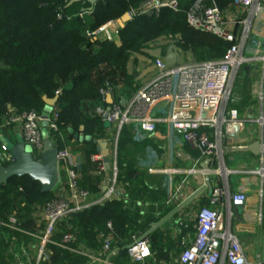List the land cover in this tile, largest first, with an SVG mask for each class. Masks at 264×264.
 I'll list each match as a JSON object with an SVG mask.
<instances>
[{"label":"built area","instance_id":"obj_1","mask_svg":"<svg viewBox=\"0 0 264 264\" xmlns=\"http://www.w3.org/2000/svg\"><path fill=\"white\" fill-rule=\"evenodd\" d=\"M202 0H195L186 13L188 25L198 31L208 33L229 43L224 56L207 61H186L175 65L165 63L164 54L154 58L156 73L130 97L122 102L98 106L95 114L106 128V137L110 149L109 166L104 156L98 152L92 160L98 165L101 176L99 190L91 191L82 185L77 162L66 142L59 126V110L56 105L48 117L35 110L14 112L4 116L2 126L21 134L26 145L32 148L33 158L42 161L44 155V129L57 149L58 174L65 176L66 193L57 194L33 206L36 222L34 231L19 226L16 213L0 217V228L24 233L31 239L29 244L14 238L9 242L14 253V264H41L51 259L50 246L69 251L72 259L81 260L78 264H264L263 252L251 260L245 245L233 232L231 221L232 208L243 204L245 192L230 193L217 186L213 189L209 204L200 206L191 217H180L177 213L184 207L180 202L179 190L164 202L157 203L159 210L149 227L140 233H133L126 245H121L115 236L114 225L107 222L106 228L98 232L95 246L79 238V229L72 222L74 217L94 206H102L112 201H124L128 196V182L119 180L118 143L124 129L132 130L135 137L154 135L160 125H165L184 142L199 151L194 165L184 174L203 176L208 182L216 176H222L224 183L229 177L239 174L256 175L260 178V197L264 196V165L258 169L240 170L225 164L223 144L234 135H243L246 126L256 129L254 141L264 145V0H228L224 7L218 5L203 6ZM181 0H145L138 7L128 11L130 18L136 16L158 15L168 8L177 13L181 10ZM121 26L118 19L109 20L87 34L94 40L120 41ZM254 80L252 93L254 104L244 113L232 106L233 89L244 67ZM112 87L101 90L103 100L111 94ZM62 89L56 90V95ZM47 126H43V122ZM246 145H233L243 149ZM261 154L264 156V152ZM207 159L208 168L199 167ZM12 152L0 145V163L4 166L14 164ZM22 190V188H20ZM229 195L227 202L223 199ZM188 203V202H186ZM164 208L170 210L164 214ZM226 209V210H224ZM258 219H263L260 212ZM169 237L173 249L169 257L159 258L153 250L151 234L162 222H168ZM164 230V231H167ZM8 244V245H9ZM19 246L16 253V247ZM165 247L167 245H164ZM9 249V248H8ZM126 254L127 262L121 260Z\"/></svg>","mask_w":264,"mask_h":264},{"label":"trees","instance_id":"obj_2","mask_svg":"<svg viewBox=\"0 0 264 264\" xmlns=\"http://www.w3.org/2000/svg\"><path fill=\"white\" fill-rule=\"evenodd\" d=\"M70 1L0 0V117L11 111L35 110L43 114L46 106L43 97L53 98L61 88L56 107L65 139L58 144L61 147L63 142L68 144L73 138L79 139L80 134L84 136L88 147L80 172L84 176L82 185L97 192L101 176L92 156L98 153V140L106 137L107 127L95 114V108L109 105L101 93L109 85L116 103L132 96L141 86L134 91L136 82L127 70L132 54L144 52L148 42L160 36L175 39L179 34L175 40L181 49L192 50L199 57L197 61H207L212 60L209 57L222 58L229 43L188 25L186 13L195 0H181L182 7L177 13L165 8L158 15L134 17L120 29V45L91 39L87 31L121 18L129 7H138L145 0H99L93 6L86 0ZM227 1L202 0L200 3L224 7ZM120 84L122 87L118 88ZM232 106L238 108L234 103ZM77 133L80 136L76 137ZM122 134L128 136V129ZM130 166L118 158L120 181L141 179ZM139 186L135 185L142 192L143 187ZM54 195V190L43 193L39 182L27 175L12 177L0 186V217L16 213L19 226L34 231L33 206ZM126 204L115 200L77 214L72 222L79 229L80 240L95 246L96 234L104 231L109 221L121 245H126L131 234L145 231L153 219L150 217L144 222L141 213ZM8 230L4 228V233L0 232V239L4 238L0 241V264L5 260L2 246H8V242L3 234ZM17 234L14 232L10 239L17 238ZM151 240L159 258L169 257L174 245L168 231L156 229ZM50 251L51 259L41 264H78L81 261L72 259L69 251L57 246H50ZM121 257L125 258L126 254L122 253Z\"/></svg>","mask_w":264,"mask_h":264},{"label":"crops","instance_id":"obj_3","mask_svg":"<svg viewBox=\"0 0 264 264\" xmlns=\"http://www.w3.org/2000/svg\"><path fill=\"white\" fill-rule=\"evenodd\" d=\"M162 54L164 53L160 55ZM150 78L142 80L141 85ZM119 87H122V84L118 85ZM3 119V116L0 117V135L15 142L18 135L21 134L11 128L3 127ZM130 131L134 138H136L135 133L132 130ZM252 133L255 134L256 129L252 126H246L243 130V135H234L225 140L223 144V156L225 164L228 167L240 170H252L264 165V156L261 153L256 155L251 151L232 147L233 145L239 146L254 142V135ZM80 135L79 139H71L68 142V146L75 161L77 162L80 158L83 165L85 163V150L88 147V143L84 141V136L82 134ZM130 135L129 133L128 136ZM148 137L140 135L136 139L142 143ZM150 138L153 139L154 146H148L150 150L142 154V159L140 157L136 159L137 161H142V163H137L138 166L132 159L129 161L130 159L128 160V157L125 155V162L131 165V169L135 168L134 170H136L138 167L142 171H137V173L143 180L142 183L141 179H136L134 182L128 179L121 181L130 184L128 196L125 200L127 207H133L134 210L139 211L143 217L142 220L146 222L150 217L153 219L155 214L161 210V205L157 207L156 204L164 203L180 187L179 198L184 207L181 208L177 215L181 217L184 214L187 218L191 217L200 206L209 204V197L213 189L217 186L224 188L229 194L243 191L246 194L242 202L243 204L240 207L236 206L232 208L234 211V217L231 221L232 230L245 245L247 254L251 260H254L258 254L262 253L264 248V196L260 197L259 194L260 178L256 175L249 174L233 175L229 177L228 183L225 184L222 176H216L210 182L200 175L186 176L183 171L194 165L195 160L199 157V151L191 144L184 142L165 125H160L157 132L151 135ZM135 146L141 145L135 144ZM234 152L245 155L243 162L228 163L227 157ZM206 161L207 159L199 167L204 168ZM131 163L135 165L132 167ZM96 174L95 172L94 175ZM80 176L83 180L84 176L81 173ZM136 184H140L139 188L143 187L142 192L136 189ZM145 187H148V189H145ZM132 189L135 193L132 192ZM54 192L57 194L66 193L63 172L59 173V181L54 188ZM228 196L224 194L223 199L225 202H227ZM169 210V208H164V214ZM260 212L263 214L261 221L258 219ZM169 224V221L162 222L158 229H170L168 227Z\"/></svg>","mask_w":264,"mask_h":264},{"label":"rangeland","instance_id":"obj_4","mask_svg":"<svg viewBox=\"0 0 264 264\" xmlns=\"http://www.w3.org/2000/svg\"><path fill=\"white\" fill-rule=\"evenodd\" d=\"M131 7H129L125 12H128ZM119 19V18H118ZM106 23V22H105ZM119 36V35H118ZM180 35H176L175 39L179 38ZM172 38L171 36H160L153 42H148L146 45V48L144 52L142 53H135L132 54L129 62H128V72L134 77V80L136 81V87L134 91L139 87V85L142 83V80H147L148 78L152 77L156 71L153 68V62L154 58L159 56L161 53H164L170 46L174 47V49L178 53V61L179 62H186V61H192V60H199V57L192 51V50H184L181 49L178 44L176 43V40ZM117 40L120 41V44L122 41L120 40V37H117ZM105 41V40H103ZM107 41V40H106ZM109 41V40H108ZM119 44V45H120ZM214 57H209L208 59H213ZM139 75V76H138ZM141 77V78H140ZM254 91V80L248 75V67H244L240 70V73L238 74L235 87L233 89L232 93V99H234V104L238 105V108L244 113L245 109L249 106H253L254 99L252 96V93ZM129 131V130H128ZM131 135L126 136L127 134H122L119 138L118 143V158L120 160H125L126 156L128 157V160L131 161V159L134 161V163H142L140 160H136L140 157L142 159V154L145 151H149L150 147L148 146H154L153 145V139L148 137L144 142H140L138 139L134 138L131 131L129 132ZM134 144V145H133ZM141 145V146H135ZM153 149V148H152ZM155 150V149H154ZM126 155V156H125ZM245 155L234 152L231 153L227 157L228 163H240L243 162ZM132 164V167L135 165ZM138 166V164H137ZM132 168L133 171H141L137 167ZM142 172V171H141ZM128 181V180H127ZM132 192L135 193L132 189ZM0 232H3V229L0 228ZM4 233V232H3ZM14 231L8 230L5 231L4 237L6 238V242H11L10 237L13 235ZM10 234V235H9ZM10 236V237H9ZM1 239H4L3 236ZM0 239V241H1ZM17 239L19 240L18 245L21 246V243L29 244L31 242V239L28 235L24 233H18ZM83 241V240H82ZM167 245V242H163V246ZM19 246L16 247V253L18 252ZM4 248V255L5 260L1 261L4 264H14V253L9 252L10 251V244L8 246L4 245L2 246ZM9 248V249H8ZM122 262H126V259L124 257H121Z\"/></svg>","mask_w":264,"mask_h":264},{"label":"water","instance_id":"obj_5","mask_svg":"<svg viewBox=\"0 0 264 264\" xmlns=\"http://www.w3.org/2000/svg\"><path fill=\"white\" fill-rule=\"evenodd\" d=\"M80 0H71L70 3H74ZM93 6L99 0H86ZM131 20L128 12L124 13L121 18L118 19V22L121 28H124L126 23ZM165 63L169 66L175 65L178 60V53L174 47L170 46L164 55ZM45 101V111L43 117H48L53 110V107L57 104L59 96L53 98L44 96ZM107 102L111 105L114 101L112 95L109 94L107 97ZM106 127H109L110 124L106 123ZM43 126H47V122H43ZM44 155L42 161H37L33 158L32 148L29 145H26L22 139L21 135H18V138L15 142L6 138L3 135H0V142L5 146L12 154L14 155L16 162L14 164L4 166L0 163V186L6 184L12 177H22L29 176L32 180L38 181L40 184L41 191L43 193L52 192L59 181L58 174V165H57V149L54 146L53 141L49 138L48 132L44 129ZM79 136V133L76 134V137ZM87 140H91V137H86ZM243 149L251 151L252 153L259 155L262 151L264 152V145L258 141H254L249 145L245 146ZM98 152H101L104 156V162L109 166L110 161V149L108 147V140L99 139L97 145ZM209 161L207 160L204 163V168H208ZM77 169L79 172L82 171L81 159L77 160ZM208 184V183H207ZM240 207L241 204L237 203Z\"/></svg>","mask_w":264,"mask_h":264}]
</instances>
